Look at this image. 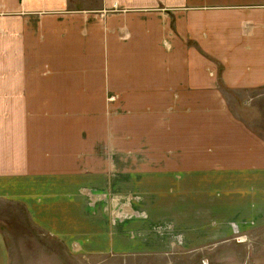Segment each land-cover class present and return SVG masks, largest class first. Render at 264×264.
<instances>
[{"label": "crops", "instance_id": "1", "mask_svg": "<svg viewBox=\"0 0 264 264\" xmlns=\"http://www.w3.org/2000/svg\"><path fill=\"white\" fill-rule=\"evenodd\" d=\"M262 89L264 0H0V199L67 246L89 247L108 198L79 190L57 145L100 150L113 104L115 143L140 137L147 157L134 166L162 169L147 170L146 184L161 185L167 213L177 209L185 247L261 228L264 139L231 105ZM74 104L98 110L69 122ZM100 164L92 176L104 179ZM111 198L135 213L131 193ZM7 248L0 231V264Z\"/></svg>", "mask_w": 264, "mask_h": 264}, {"label": "rangeland", "instance_id": "2", "mask_svg": "<svg viewBox=\"0 0 264 264\" xmlns=\"http://www.w3.org/2000/svg\"><path fill=\"white\" fill-rule=\"evenodd\" d=\"M252 96L254 99L251 103L231 106L233 110L241 113L247 124L264 139V89L256 91ZM55 106L57 112L64 115L68 105H53ZM104 106L110 136H107L102 148L100 146V150H93L77 142L72 149L66 150L65 146L59 144L57 154L61 161L68 160L73 163L74 167L69 170L74 169L76 174L77 171L80 173L75 179V182H79V190L83 189L85 193L91 187L93 193H104L107 196L104 209L100 206L99 212L103 215L100 216V221L95 222L100 232H92L91 227L94 239L91 245L97 243L100 247L105 244V247L98 249L97 245H90V248H71L67 246L66 241L37 225L27 207L23 208V205L17 202L0 199V231L8 247V264H264V226L248 232L234 231L228 238L208 244L205 242L202 247H185L176 231L177 209L174 207L167 213L161 204V185L146 184L145 172L160 168L146 170L134 166L147 157L144 150H135L140 146V137L133 138L137 145H129V135H123L121 144H116L113 117L117 114L115 110L118 106ZM97 110V104H74L72 112L77 117L73 116L68 121L80 122L85 114H92ZM61 121L58 119V123ZM126 123L128 124V121ZM124 124L125 122L121 121L122 128L129 132ZM125 143L127 145L124 146ZM135 159L137 161H133ZM101 161L106 162L104 179L92 176V172L100 171ZM87 163L98 169L87 167ZM151 177L153 176H150V179ZM128 193H131L136 206L134 214L130 211L123 214L115 210L114 200L109 199L111 196L123 197ZM163 213L171 216L165 220L167 222L161 221ZM42 216L41 214V218ZM90 221L94 222L92 216ZM131 234L134 236L132 240ZM131 241L133 250L115 248V245L125 243L130 247Z\"/></svg>", "mask_w": 264, "mask_h": 264}]
</instances>
